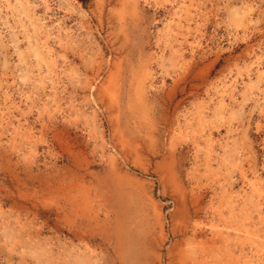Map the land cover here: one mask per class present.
Instances as JSON below:
<instances>
[{
  "label": "rangeland",
  "instance_id": "rangeland-1",
  "mask_svg": "<svg viewBox=\"0 0 264 264\" xmlns=\"http://www.w3.org/2000/svg\"><path fill=\"white\" fill-rule=\"evenodd\" d=\"M0 264H264V0H0Z\"/></svg>",
  "mask_w": 264,
  "mask_h": 264
}]
</instances>
